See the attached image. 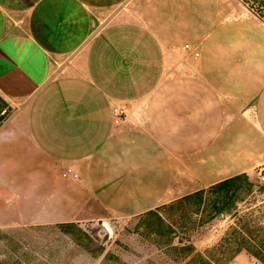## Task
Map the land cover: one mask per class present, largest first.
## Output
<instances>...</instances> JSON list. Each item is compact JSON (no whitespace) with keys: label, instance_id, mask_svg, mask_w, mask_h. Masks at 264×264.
Here are the masks:
<instances>
[{"label":"crops","instance_id":"obj_1","mask_svg":"<svg viewBox=\"0 0 264 264\" xmlns=\"http://www.w3.org/2000/svg\"><path fill=\"white\" fill-rule=\"evenodd\" d=\"M240 6L0 0V227L264 181V22Z\"/></svg>","mask_w":264,"mask_h":264},{"label":"rangeland","instance_id":"obj_2","mask_svg":"<svg viewBox=\"0 0 264 264\" xmlns=\"http://www.w3.org/2000/svg\"><path fill=\"white\" fill-rule=\"evenodd\" d=\"M245 1L264 17V0ZM238 3L248 8L243 0H222L227 17L238 15ZM9 113L0 100V120ZM248 180L253 193L248 195L242 182L240 198L245 200L236 202L239 208L263 198L261 175ZM153 210L155 214L107 216L100 209L95 213L101 219L23 220L22 225L2 226L0 264H204L205 257L215 264H264L245 250L230 258L235 245L224 239L231 236V220L227 213L210 218L208 201L200 207L194 199L168 202ZM261 215H251L250 231H264Z\"/></svg>","mask_w":264,"mask_h":264},{"label":"trees","instance_id":"obj_3","mask_svg":"<svg viewBox=\"0 0 264 264\" xmlns=\"http://www.w3.org/2000/svg\"><path fill=\"white\" fill-rule=\"evenodd\" d=\"M243 2L248 5V8L264 22V17L257 9H255L252 5H249L245 0H243ZM3 104L5 103L3 102ZM242 182H244V188L248 192V195L252 194L253 184L248 180V177L245 174H240L223 179L208 186L207 188L186 194L174 201H171L170 205L176 202H182L183 200L194 199L200 207L201 204L208 201L210 203L211 210L213 211H211V215H208L210 218H214L219 214L222 215L223 213H227L231 220V236L224 239L225 242L235 245L230 258H232L236 253L245 250L264 263V231L263 229H261V231L249 230V225L252 220L251 215L262 214L264 212V185L261 186L262 189L260 191L263 198L259 202L251 203L248 201L246 202V206L239 208L236 202L238 201L239 203L240 201L245 200L240 198V192L243 190ZM146 212L149 214L156 213L153 209ZM260 217V221L264 223V216L261 215ZM203 260L204 264H215V262L209 257H205Z\"/></svg>","mask_w":264,"mask_h":264},{"label":"built area","instance_id":"obj_4","mask_svg":"<svg viewBox=\"0 0 264 264\" xmlns=\"http://www.w3.org/2000/svg\"><path fill=\"white\" fill-rule=\"evenodd\" d=\"M187 47V46H186ZM196 55H197V53H196Z\"/></svg>","mask_w":264,"mask_h":264}]
</instances>
